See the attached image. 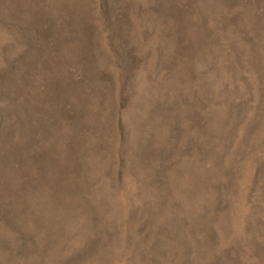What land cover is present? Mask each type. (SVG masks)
Returning a JSON list of instances; mask_svg holds the SVG:
<instances>
[{
	"label": "rangeland",
	"instance_id": "obj_1",
	"mask_svg": "<svg viewBox=\"0 0 264 264\" xmlns=\"http://www.w3.org/2000/svg\"><path fill=\"white\" fill-rule=\"evenodd\" d=\"M0 264H264V0H0Z\"/></svg>",
	"mask_w": 264,
	"mask_h": 264
}]
</instances>
